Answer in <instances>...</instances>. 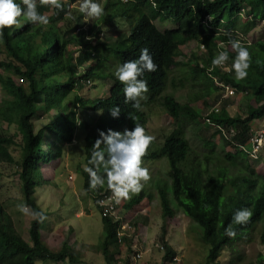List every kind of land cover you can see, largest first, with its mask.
I'll return each instance as SVG.
<instances>
[{
    "label": "trees",
    "instance_id": "16d2710c",
    "mask_svg": "<svg viewBox=\"0 0 264 264\" xmlns=\"http://www.w3.org/2000/svg\"><path fill=\"white\" fill-rule=\"evenodd\" d=\"M76 1L61 0L64 3V11L37 3L39 13L48 12L47 26L28 23L26 17L22 16L18 19L23 27L13 26L4 29L0 44L4 47L7 58L0 60V66L14 74L24 76L28 86L18 85L14 81V76L8 73L0 74V87L7 91V100L0 103V119L8 123L9 129L13 123L18 124L17 133L0 131V166L3 163L15 164L25 205L32 211L47 215L35 195L36 188L46 183L43 166L61 158L63 147L73 143L78 129L84 127L88 131L84 166H81L84 190L101 211L104 234L101 246L98 248L107 264H113L116 262L115 253L121 249L120 239L132 252L134 240L139 232L138 227L142 221L141 216L147 217L145 221L149 223L148 216L142 215V212H135L140 211L139 207L137 209L135 207L146 198L152 200L153 193L144 187L138 195H134L124 203L120 215L125 218L128 211L134 210L135 214L130 221L134 232L121 238L119 236L121 220H116L114 216H104L103 207L100 205L102 199L113 194L107 186L106 174L104 187L92 191L89 190L88 173L84 171L85 167H92L88 161L93 151V144L99 138L98 130L107 132L108 129L115 131L133 129L135 122L130 118L129 114H131L136 118V122L145 128L146 133L150 134L148 110L156 104L155 102L168 111L176 124L183 125L190 119L200 126L201 115L206 114L207 106L210 104L205 100L202 109L193 106L202 97L200 90L197 94L190 93L189 100L181 103L175 96L179 83H173L176 89H168L170 74L178 64V58L184 55L181 50L182 45L191 40H199L206 45V59L200 61L199 55L192 53L188 60L193 73L192 78L198 81L199 86L205 88L202 92L213 89L223 91L225 88L216 82L217 79L235 87L233 96L237 92L253 94L255 104L248 107L246 114L232 116L228 107L233 97L221 101L222 92L213 101L214 104L221 101L220 111L206 114L210 122L220 127L236 129L234 140L220 135L223 146L236 147L235 141L245 143L244 137L251 128L250 122L264 117V39L249 40V34L258 27L259 22L264 20V0H153L154 3L152 0H134L133 3L127 4L121 0H106L104 15L98 19L91 18L88 22L85 14L80 13L79 10H75L73 18L67 20L71 4ZM15 2L20 4L21 0ZM118 3L123 7H116ZM138 3L146 4L152 10L151 14L142 13L138 18L130 15V8L139 6ZM243 9L246 20L243 19ZM118 14L128 17L130 30L127 35L120 34L116 41L110 42L111 39L101 37L103 31L101 24L112 21ZM208 15L211 17L210 21L203 22ZM158 17L162 21H172L176 27L160 30L154 23ZM59 22L63 24L59 26ZM86 34L97 38L96 42L92 43L88 38H84ZM39 35L47 37V49L35 46ZM230 39L241 40L251 53V67L245 80H236L233 70L229 73L220 68H215L211 72L208 69L218 48L228 52L227 63L232 65L236 52L231 47ZM33 48H41L43 52L35 53ZM143 48L149 49L158 67L157 71L145 72L141 77L148 82L149 91L145 94L146 99L141 100V110H137L131 103H125L124 85L116 78L114 72L125 61L137 59ZM112 50H115L116 56ZM75 51L78 52L77 56ZM110 61L112 63L109 66ZM101 66L108 67L112 72L104 77L111 80L109 94L96 98L84 97L80 93L81 90L95 86L93 80ZM181 85L185 87V81ZM71 91H75L76 96L66 107L60 101V97ZM114 106L121 109L118 118L110 114V108ZM87 110L100 114L96 121H86L83 124L80 112ZM47 113L48 123L36 129L34 120ZM58 116L61 118V133L59 125L56 124ZM46 132L53 138L60 136L62 142L59 143L55 139L46 142L44 146L43 138ZM181 132L176 136L168 135L161 145L154 141L143 160L167 158L169 161V180L159 179L163 185L156 182L163 218L166 222L171 221L176 215V210L182 209L198 223L203 229L199 235L207 244L208 260L204 264H211L210 260L220 257L224 247L242 238L244 233L253 229L264 217V178L255 177V165L258 161L249 159L246 152L241 150L238 165L240 164L239 168L243 172V184L246 190L243 191L244 194L227 193L226 179L230 176L231 164H221L220 161L212 167L211 163L215 161L214 153L207 155L205 161L201 159L197 161L188 138L183 135V131ZM214 133L221 134V130L215 128ZM19 136L20 140L17 141ZM14 145L21 146L19 159L13 154ZM206 146L213 151L215 144L207 141ZM100 148L105 150L107 159L106 145L101 144ZM101 173L103 174V169ZM1 175L0 170V177ZM242 208L252 211L250 222L243 226L233 224L234 213ZM13 221L0 199V264H36L37 261L48 259L55 262L67 259L72 263L80 262L77 252L68 243H64L58 251L52 252L42 233L45 220L42 223L36 219L31 220L28 231L30 241L24 238ZM229 224H232L237 232L234 239L225 234ZM262 239L264 243V232ZM159 241L164 247L162 264L178 263V251L167 239V223L166 226L162 225ZM111 247L114 248L113 251ZM125 264L132 263L126 260ZM260 264H264V255L260 256Z\"/></svg>",
    "mask_w": 264,
    "mask_h": 264
},
{
    "label": "rangeland",
    "instance_id": "374dc122",
    "mask_svg": "<svg viewBox=\"0 0 264 264\" xmlns=\"http://www.w3.org/2000/svg\"><path fill=\"white\" fill-rule=\"evenodd\" d=\"M39 1V0H37ZM82 0H78L75 3L74 7L71 8L70 13L67 16V20L73 18V12L79 10V6ZM102 5L106 0H98ZM116 7L122 8L123 5L120 3L116 4ZM104 8V6H103ZM151 9L148 12H139L134 15L130 11V15L135 18H138L142 13L151 14ZM51 14V13H49ZM109 14V13H107ZM110 15V14H109ZM105 17V16H104ZM122 18L125 19L124 16ZM86 22L90 21L91 17L85 15ZM111 23V24H109ZM155 23L159 25L160 30L173 29L176 27V24L172 21H162L159 18L155 19ZM59 26L63 22L58 23ZM106 24V25H105ZM105 24H101L102 32H104L101 37L111 39L116 41L117 36L123 32L129 31V24L123 25L119 20H112L110 22L105 21ZM88 25L85 29H87ZM161 27V28H160ZM86 33V32H85ZM84 38H90V42H96L97 38L94 36H86ZM259 38L264 39V20L258 23V27L254 29L249 35V40H257ZM36 47H43L47 49L48 39L43 35H39L35 42ZM182 47L184 50H182ZM181 47L184 55H181L178 58V64L174 67V70L170 74L168 89L174 90L173 83H179L175 96L181 103H186L189 100L190 93H199V101L195 102L193 106L197 109H202L204 107V101L210 103L207 106L206 114L209 113L214 107H218L217 103H213L218 91L205 90L203 89L197 80L192 78L193 73L189 66V53L192 50L196 49V44L190 42ZM35 53H42L41 48H33ZM185 51V52H184ZM78 52L75 51V56ZM112 53L115 55V50H112ZM200 61L203 58V54L198 53ZM116 56V55H115ZM113 57V56H111ZM7 54L4 47L0 44V60H5ZM114 58V57H113ZM118 58V57H117ZM111 61L108 62L109 66ZM98 75L95 76L93 83L94 87H85L81 90V95L84 97H104L109 94V85L111 80L109 78H104L112 74L110 69L103 68L102 66L98 68ZM48 73V71H46ZM8 73L10 76H14V81L18 85L28 86V81L24 76L17 75L11 71H7L4 67L0 66V74L6 75ZM6 77V76H5ZM185 81V87H182V82ZM7 91L0 87V103L7 100ZM208 93H211L210 95ZM216 94V95H214ZM76 96L75 91L70 93L63 94L60 97V101L66 107L74 100ZM234 99L230 102L228 110L232 116L246 114L247 107L255 104L252 93H236L233 97ZM149 109L151 117L148 123L150 134L155 136V142L158 145H161L165 142V139L168 135L174 134V136L179 135V132L185 135L191 148L199 159L205 161V157L214 153L215 161L211 163V166L214 167L217 163L221 161V164H231L230 176L226 179L225 190L227 193L237 194L239 192L243 193L246 190L245 184H243V172L240 170L238 162L241 157V148L236 145L233 146H223L222 139L219 134L214 133V126L212 123L206 122V114L201 115L199 126L193 120L188 119L183 125L176 124L168 111L157 102ZM149 113V112H148ZM99 112L95 111H81L80 116L82 122L90 121L94 122L99 116ZM205 115V117H204ZM36 129L42 128L43 125L48 123V113L44 116L34 120ZM264 123V117L260 119H255L250 122V126L260 127ZM56 124L60 133L62 131L61 118L58 116L56 119ZM179 130V132H178ZM0 131L4 133H17L18 124L13 123L9 129V125L6 122H3L0 119ZM88 131L84 127H80L76 132V138L73 143L63 147L62 154V163L60 164V159L52 161L50 164L43 166V173L45 179V185L36 188V198L41 206V208L46 212V219L43 223L42 232L45 235V238H48V242L52 247V252L57 251V247H61V244L68 243L73 246L74 249L75 241L77 240V245H81L75 250L77 252L78 258L82 259V264H107L105 257L99 253L97 248L101 246V240L104 234V223L102 219V214L100 209L95 205V202L90 199L84 190V176L81 168V164L85 161V144H86V135ZM44 146L46 142L55 140L53 136L44 135ZM60 137V136H59ZM20 140V136L17 141ZM56 141L59 143L62 142L60 138H56ZM209 141L215 144L213 151H210V147L206 146V142ZM241 141H238V144ZM64 145V144H62ZM234 145V144H233ZM13 154L16 158L21 156V146L14 145L12 146ZM66 156H69L68 161ZM235 165V166H233ZM143 167H147L151 173V180L148 181L144 187L147 188L150 192L153 193V198L144 199L140 205H137L135 208L139 207V212H147L151 215L150 217V226L138 227L139 232L137 238L134 240V246L132 252L128 250L127 245L123 242L118 253H115L113 264H125L126 260H130L132 264H162V255L163 250L159 246L161 242L159 241L162 224L164 219L161 216L162 214V203L159 195V189L156 186V182L163 185L161 180H169L168 171L170 169V164L167 158L152 159V160H143ZM256 178H264V158L261 159L256 165ZM15 164L3 163L0 166L2 172L0 180V199L4 203L5 209L14 219V223L18 230L24 235V237L30 241L29 238V227L31 220L33 219L31 215H26L19 211L18 205L25 204L21 187H20V178L16 172ZM55 171V172H54ZM248 175V174H247ZM73 183L74 185H71ZM83 197L85 201V208L91 206L93 210V215H82L78 213L82 209L77 201L78 196ZM133 197V196H132ZM124 202L128 200H123ZM150 206V207H149ZM175 207V204H174ZM155 208V209H154ZM154 209V210H153ZM154 211V212H152ZM130 219V218H128ZM172 223L167 228V239L171 245L178 251L176 264H204L207 262V244L202 240L199 235V232L203 231L202 227L193 221L187 214H185L182 209L176 210V215ZM125 223V222H124ZM56 227V230H54ZM74 229V231L67 233V229ZM64 229V230H63ZM201 229V230H200ZM119 230L122 232H132L133 229H123L122 223L119 227ZM251 231V232H250ZM247 231L243 234L248 236H241L242 238L236 240L232 245L224 247L221 251L220 257L216 260H210L211 264H260V256L264 255V243L262 239V234L264 232V217L254 226L253 229ZM250 232V233H249ZM58 233V234H57ZM126 233V234H128ZM47 234V235H46ZM125 234V235H126ZM57 235V236H56ZM53 236V237H51ZM124 236V235H123ZM51 237V238H50ZM122 238V236H120ZM75 239V240H74ZM84 243V244H82ZM144 248L145 252L141 259L134 261V251L135 248ZM142 248V249H143ZM113 251V247H111ZM143 249V250H144ZM91 251V252H90ZM85 255L83 258H81ZM38 262V261H37ZM40 264H61V262H55L54 260L48 259L46 261H39ZM62 264H76L72 261L64 260Z\"/></svg>",
    "mask_w": 264,
    "mask_h": 264
},
{
    "label": "clouds",
    "instance_id": "9594fccd",
    "mask_svg": "<svg viewBox=\"0 0 264 264\" xmlns=\"http://www.w3.org/2000/svg\"><path fill=\"white\" fill-rule=\"evenodd\" d=\"M133 1L134 0H121V2L126 4L129 2L133 3ZM77 2L78 0L73 2L71 4V8H73ZM37 3L44 6H51L59 11H64V3H62L61 0H21L20 4L16 3L15 0H0V38L3 37L4 29L6 28H12L13 26L23 27V24H21L18 19L22 16L26 17L28 23L47 26L49 24L48 12H46V14L39 13L37 11ZM144 3H138L140 5L130 8V11H132L134 15L143 11L148 12L150 9ZM104 4L105 2L101 5L98 0H82L79 6V12L93 19H98L104 15ZM153 6L155 7V5ZM122 16L124 15L118 14V16L113 20H119V22L123 25H130L128 17L124 16V19ZM243 16V19L246 20L247 17L245 16V13ZM210 19L211 17L208 15L203 22L208 23ZM155 25L159 27L156 23ZM128 29L130 30V26ZM103 33L104 32H102L101 35ZM128 33L129 31L121 34L127 35ZM191 41L196 44V49L192 50L189 54L201 53L203 54L202 60L206 59V45L199 40ZM191 41H188L186 44ZM229 42L232 49L236 52V57L231 65V68L235 73V79L245 80L248 77V69L251 67V53L248 47H246L241 40L230 39ZM228 60V52L218 48L217 54L212 59V64L208 68L209 71L211 72L215 68L223 67ZM157 67L158 66L154 62L149 49L143 48L140 50V55L137 59L125 61L116 68L114 75L121 82V84L124 85L126 104L131 103L134 109L141 110V100L146 99L145 94L149 91L148 82L141 77H143L145 72L157 71ZM216 82L220 86H222L221 84H226L217 79ZM224 93L225 89L222 91V96L220 97L221 101L225 98L234 97L233 95L224 97ZM221 101L217 102L218 107H214L209 113L219 112L221 109ZM120 112L121 109L118 106L110 108V114L114 118H118ZM129 116L135 122V127L133 129L125 128L123 131L108 129L107 132L98 130L99 138L96 139L93 144V151L88 161L92 167L84 168V171L87 172L89 176V190L92 191L104 187L106 174L107 186L110 190H112L116 203H120L121 200H130L132 196L138 195L143 190L145 184L151 180L150 170L147 167H143L142 164L143 157L147 155L149 147L156 138L153 135L147 134L145 128L136 122V118L133 115L129 114ZM206 117L208 116L206 115ZM213 126L214 128L220 129V126L215 123H213ZM219 135H223L222 130ZM234 137L231 139L234 140ZM101 144L106 145L107 159L105 158V150L100 148ZM248 158L251 159L249 156ZM257 161L259 163L261 159ZM101 169H103V174L101 173ZM17 207L19 211L26 215H31L33 219H36L40 223L47 218L43 212L32 211L25 204H20ZM252 215V211L248 208L238 209L233 215L232 223L241 226L247 225L250 222ZM173 218H175V216ZM225 234L229 238L233 239L237 236V232L233 229L232 224H229L225 229Z\"/></svg>",
    "mask_w": 264,
    "mask_h": 264
},
{
    "label": "built area",
    "instance_id": "2783aa9c",
    "mask_svg": "<svg viewBox=\"0 0 264 264\" xmlns=\"http://www.w3.org/2000/svg\"><path fill=\"white\" fill-rule=\"evenodd\" d=\"M244 13H245V10H243V14ZM219 68H222L224 71L229 72V73L232 70L231 66L228 65L227 62L225 63V65L223 67H219ZM221 85L225 87V93L223 95L224 97H228L230 95L235 94L236 89L234 86L229 85V84H221ZM216 110L218 111L217 108H216ZM206 122L212 123V122H210V119L208 117H206ZM220 129L222 130L223 135L228 137V138H233L236 134L235 128L220 127ZM244 138H246L245 143H242V144L239 143L238 144V142L235 141L236 145H238V147L243 149L252 160L257 161V160L262 159L264 157V143H262V142H264V123L260 127L251 126L250 130L248 131V134ZM124 203L125 202L123 200H121L120 203H116L114 194H112L109 197L104 198L100 201V205L103 207V215L104 216H114L116 220H121L120 222L122 223L123 229L131 230V229H133V227H132L130 221H131L132 217L134 216L135 212H139V211L138 210L135 212H133L134 210L128 211V213L126 214V217L123 218L122 215H120V210L122 209ZM128 218H130V219H128ZM125 219H126V221H125ZM121 223H120V225H121ZM133 232H134V229L132 232H129V233L126 232V233H128L127 235H129ZM126 233L122 232V230H119V236H123ZM157 246H159L161 250H163V248H164L163 245H157ZM142 248H139L136 246L135 251H134V261H137L138 259H141L143 257L145 249L143 248L144 249L143 250Z\"/></svg>",
    "mask_w": 264,
    "mask_h": 264
},
{
    "label": "crops",
    "instance_id": "0c3cea01",
    "mask_svg": "<svg viewBox=\"0 0 264 264\" xmlns=\"http://www.w3.org/2000/svg\"><path fill=\"white\" fill-rule=\"evenodd\" d=\"M251 34V33H250ZM249 34V35H250ZM182 50H184V48L182 47ZM185 52V51H184ZM221 92H222V90H219L218 91V94L220 93L221 94ZM241 93H243V92H240V94ZM247 93H250V92H247ZM239 94V93H238ZM214 95H216V94H214ZM234 99V98H233ZM249 107V106H248ZM247 107V108H248ZM252 122V121H251ZM55 139L56 138H59V137H54ZM69 145V144H68ZM67 145V146H68ZM68 158H69V156H66V160L68 161ZM62 163V157H61V159H60V164ZM81 166H84V163H82L81 164ZM55 172V171H54ZM71 185H74L73 183H71ZM78 196V195H77ZM90 199H92L90 196H88ZM93 200V199H92ZM77 201L80 203L79 205L81 206V210L79 211V215L80 216H82V215H88V216H91V215H93V210H92V208H91V206H89L88 208H85V201L83 200V197L81 196V197H79L78 196V198H77ZM150 207V206H149ZM155 209V208H154ZM153 209V210H154ZM152 212H154V211H152ZM142 215H146V216H148V218H149V223H146V218L147 217H144V216H141L142 217V221H140V224H139V226L141 227H146V228H148L149 226H150V222H151V220H150V217H151V215L150 214H148L147 212H142ZM161 216L163 217V214H161ZM164 219V218H163ZM172 220H174V218H171ZM166 223H167V228L170 226V224L172 223L170 220L169 221H165L164 220V223L162 224V225H164L165 224V226H166ZM54 230H56V227H54ZM64 230V229H63ZM72 231H74V229H72V228H69V230L67 229V233H69L70 234V232H72ZM43 233V232H42ZM168 233V232H167ZM58 234V233H57ZM47 235V234H46ZM57 236V235H56ZM43 237H44V239L47 241V243H48V245H49V247H50V249L52 250V247H51V245H50V243L48 242V238L46 239L45 238V235L43 234ZM51 237H53V236H51ZM50 237V238H51ZM25 238V237H24ZM26 239V238H25ZM27 240V239H26ZM75 240V239H74ZM121 241V247L124 245L123 244V241L122 240H120ZM76 243H78V241L76 240L75 241ZM75 243V246H74V249L75 250H77V248L79 247V246H81V245H77ZM82 244H84V243H82ZM62 245L63 244H61V247H62ZM61 247H57L56 249H57V251L61 248ZM73 247V246H72ZM98 248V247H97ZM121 250H123L122 248H121ZM99 251V253L100 254H102V252H101V250H98ZM91 252V251H90ZM103 255V254H102ZM85 255H83L81 258H83ZM68 260V259H67ZM61 262V264H62V261H60ZM36 264H40V262L38 261ZM60 264V263H59ZM76 264H82V259L80 260V262H78V263H76Z\"/></svg>",
    "mask_w": 264,
    "mask_h": 264
}]
</instances>
